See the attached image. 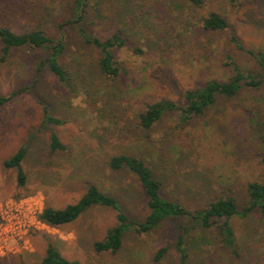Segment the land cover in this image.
Listing matches in <instances>:
<instances>
[{
    "label": "rangeland",
    "instance_id": "1",
    "mask_svg": "<svg viewBox=\"0 0 264 264\" xmlns=\"http://www.w3.org/2000/svg\"><path fill=\"white\" fill-rule=\"evenodd\" d=\"M88 5L83 26L89 34L106 39L121 28L132 42L116 52L118 78L101 74L99 51L77 39L74 25L65 27L67 47L60 58L72 77L68 85L46 67L36 71L47 56L42 50H17L6 62L0 59V96L18 92L0 108V206L41 194L45 207L64 209L95 184L117 198L132 220L142 221L148 214L142 188L126 171L105 165L119 153L143 158L161 181L162 194L191 211L227 196L239 209L247 206L248 184H264V72L248 53L264 54V0H205L201 7L188 0H88ZM210 12L226 17L245 51L230 41L229 31L203 28L201 18ZM75 17L72 0H0V25L17 32L37 26L57 38L60 24ZM231 63L258 76L262 87L220 98L187 123L169 111L151 130L139 126L147 104L168 99L184 105L187 90L232 78ZM43 104L64 124L45 122ZM54 133L67 147L64 152L51 150ZM20 147L27 152L23 187L17 169L4 165ZM197 222L169 220L147 235L129 230L118 253L97 252L94 243L117 220L115 211L93 207L74 223L34 231L32 251L2 257L0 264H39L49 242L79 264H181L176 241L184 233L187 264H264V218L258 209L230 220L234 246L223 242L217 228ZM161 248L167 252L156 260Z\"/></svg>",
    "mask_w": 264,
    "mask_h": 264
},
{
    "label": "trees",
    "instance_id": "2",
    "mask_svg": "<svg viewBox=\"0 0 264 264\" xmlns=\"http://www.w3.org/2000/svg\"><path fill=\"white\" fill-rule=\"evenodd\" d=\"M196 7L204 5L205 0H188ZM76 17L72 21L60 24V35L53 38L44 30L37 26H31L23 32H17L12 27L0 25V59L6 62L17 50H42L47 56L38 64L36 71L39 73L44 67L55 76L61 84L68 85L71 74L61 63V56L67 47V34L65 27L75 26L77 39L85 46L92 47L99 51L98 67L101 74L107 79H116L122 73L120 62L116 58V52L131 45V40L121 28L108 38L101 39L89 34L83 26V22L89 12L88 0H72ZM202 26L211 32L229 31L230 41L237 49L245 51L242 41L235 35L228 20L218 12H210L201 18ZM136 54H142L140 48L131 47ZM257 61L259 67L264 72V54L261 51L248 52ZM234 71V76L227 81L216 79L208 80L199 88L187 90L184 93V105L163 99L152 104H147L146 108L138 115L139 126L144 130H151L169 111L177 113L182 123H187L195 117H201L206 110L212 108L220 98L231 99L239 94L244 88L260 89L262 80L258 76L244 73L236 64H228ZM18 92H13L9 96H0V108L10 102ZM50 108L43 104V114L45 122L61 126L62 119L53 116ZM51 150L54 152H64L67 147L62 143L57 134L51 137ZM25 147L20 149L8 160L4 162L7 168H16L18 171V186L23 187L27 183V176L22 163L26 157ZM106 167L113 171H126L142 188L146 195L147 216L142 221L132 220L126 213L122 204L113 195L101 190L95 184H89L83 197L75 204L64 209H54L46 206L39 219L46 225L59 228L77 221L89 209L93 207H105L116 212L117 225L110 229L106 237L94 243L97 252L118 253L123 247L125 234L133 230L137 234L147 235L155 229L161 227L169 220H182L190 217L198 221L204 229L217 228L223 237V242L228 246H234L235 235L230 220L236 215H247L253 209H258L264 218V184L250 182L247 186L248 204L239 209L234 197L218 199L208 204L205 208L191 211L182 202L173 201L162 194V183L146 161L136 155L119 153L110 156ZM222 220V221H220ZM183 223L179 221L182 230ZM185 234H180L176 241V249L179 252L181 264H187L188 253L185 249ZM167 248H161L156 254V260H161ZM39 264H79L65 258L51 242L48 243L46 255Z\"/></svg>",
    "mask_w": 264,
    "mask_h": 264
},
{
    "label": "built area",
    "instance_id": "3",
    "mask_svg": "<svg viewBox=\"0 0 264 264\" xmlns=\"http://www.w3.org/2000/svg\"><path fill=\"white\" fill-rule=\"evenodd\" d=\"M44 209L41 194L9 199L0 206V258L32 251L31 234L50 228L39 219Z\"/></svg>",
    "mask_w": 264,
    "mask_h": 264
}]
</instances>
